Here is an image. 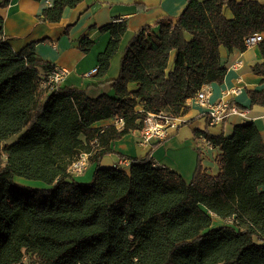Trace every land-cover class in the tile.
<instances>
[{"label":"trees","instance_id":"obj_1","mask_svg":"<svg viewBox=\"0 0 264 264\" xmlns=\"http://www.w3.org/2000/svg\"><path fill=\"white\" fill-rule=\"evenodd\" d=\"M82 1L54 0L39 20L57 23ZM100 30L110 34L98 55L102 78L127 23ZM257 32L264 34V4L256 0H188L177 19L131 38L118 77L105 82L114 95L91 97L54 85L55 65L37 56L35 43L16 52L0 21V264H264V140L254 123L229 135L196 131L219 147L220 171L199 165L190 182L150 156L128 170L101 165L113 142L142 133L148 113L181 116L204 85L222 83L220 48L245 50ZM93 45L83 38L80 49ZM260 52L264 59V39ZM252 71L264 75V61ZM249 95L264 104V90ZM115 117L121 127L95 126ZM83 153L95 165L87 183L69 172Z\"/></svg>","mask_w":264,"mask_h":264},{"label":"crops","instance_id":"obj_2","mask_svg":"<svg viewBox=\"0 0 264 264\" xmlns=\"http://www.w3.org/2000/svg\"><path fill=\"white\" fill-rule=\"evenodd\" d=\"M188 0H84L76 7H67L57 23L42 22L39 16L48 7L45 0H9L0 7L4 35L16 52L35 43L37 56L55 66H63L68 73L61 85L83 89L91 97L102 93L114 95L108 80L118 77L121 58L125 48L135 33L145 25H154L159 19H177L186 9ZM242 1V0H237ZM264 4V0H256ZM228 18L233 17L230 8H224ZM112 21H126L127 30L121 40L117 54L112 58L105 77L97 76L98 55L104 51L110 34L100 27ZM83 38L90 39L94 45L88 52L80 49ZM264 59L260 43L245 50L220 48V62L226 68L222 83L210 84L209 101L216 103L222 99L236 103L245 110L246 117L230 116L222 123L210 124L207 107L195 100H188L189 109L180 116L182 124L168 129L164 140L142 141L141 132H133L112 143L114 153L101 160L104 167L120 166L129 169L134 158L150 156L154 163L168 167L190 182L200 165L208 174L220 171L217 157L219 147L212 144L200 146L197 132H208L217 136L229 135L236 124L252 122L264 140V104L253 103L249 92L264 90V75H257L252 67ZM239 87V94L228 93ZM111 120H104L95 126H106ZM95 165L89 164L87 170L76 175L83 183L92 180ZM79 176V177H78ZM220 221H217L219 223Z\"/></svg>","mask_w":264,"mask_h":264},{"label":"built area","instance_id":"obj_3","mask_svg":"<svg viewBox=\"0 0 264 264\" xmlns=\"http://www.w3.org/2000/svg\"><path fill=\"white\" fill-rule=\"evenodd\" d=\"M48 6H52L54 0H45ZM264 39V34L261 32L254 33L246 38L247 47L254 46L260 43ZM68 70L63 66H54L52 73L50 75V81L54 85H61L64 81ZM211 88L210 84L204 85L194 97L190 100H195L202 106L207 107L208 117L210 124L215 125L222 123L230 116H240L245 118L246 112L240 108L236 103L229 100H220L216 103H211L209 101ZM241 88L236 87L231 89L228 93L239 94ZM111 122L117 127L123 125V119L120 117H115L111 119ZM182 124L180 116H174L166 113H148L145 119V127L142 131V141L151 142V140H164L168 136V129L173 127L176 128ZM211 144L210 141L203 135L199 136V145ZM89 166V154H81L70 166L69 172L74 175H80L84 173Z\"/></svg>","mask_w":264,"mask_h":264},{"label":"rangeland","instance_id":"obj_4","mask_svg":"<svg viewBox=\"0 0 264 264\" xmlns=\"http://www.w3.org/2000/svg\"><path fill=\"white\" fill-rule=\"evenodd\" d=\"M79 177V176H78ZM79 182H84L85 180L81 177L77 179ZM17 181L23 185L31 186V187H45V184L41 181L37 180H29L26 178H17Z\"/></svg>","mask_w":264,"mask_h":264}]
</instances>
